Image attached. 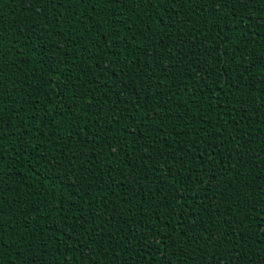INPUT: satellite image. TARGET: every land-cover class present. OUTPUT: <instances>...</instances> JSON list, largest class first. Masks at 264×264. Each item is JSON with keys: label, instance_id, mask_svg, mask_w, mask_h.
Returning a JSON list of instances; mask_svg holds the SVG:
<instances>
[{"label": "trees", "instance_id": "1", "mask_svg": "<svg viewBox=\"0 0 264 264\" xmlns=\"http://www.w3.org/2000/svg\"><path fill=\"white\" fill-rule=\"evenodd\" d=\"M153 4L155 7L137 15L122 5L96 3L93 13L91 3L81 4L78 11L83 15L57 29L55 17L67 15L66 9L49 6L45 13L43 0H0V80L5 88L0 107L19 111L27 126L39 123L41 133L32 143L51 138L48 151L65 161L51 170L37 166L38 175L30 174L31 165H12L15 176L8 179V184L16 190L19 202L15 210L4 213L0 264H164V257L171 264L264 261V64L257 62L250 74L245 72L247 83L240 91L229 88L230 83L240 80L244 68L251 66L254 56L264 53V0L249 5L246 13L229 17L227 22L216 19L212 35L223 28L227 43L211 57L201 54L200 41L195 37L205 27L203 17L211 22L212 5H201L193 11L190 3L173 7L170 0H153ZM197 11L202 16H197ZM229 11L220 9L222 14ZM37 12L41 16H36ZM121 12L123 15L114 16ZM113 19L119 21L115 26ZM244 19L247 23L240 24L242 31L237 30L236 21ZM127 26H131V32H127ZM37 29L48 38L47 44L32 36ZM189 30L192 35H188ZM110 31L126 37L131 47L121 44L116 49L107 44L105 35ZM257 31L260 35L248 45L252 55L245 51L239 70L233 71L236 62L230 57L235 42L244 32L251 37ZM48 32L52 33L50 37ZM145 35L149 37L147 43ZM107 39L111 41L112 37ZM181 40H192L196 46L182 44ZM219 42V38L206 41L210 49ZM53 43L57 47H52ZM185 55L190 58L185 60ZM62 57L66 64L61 62ZM205 68L208 71H203ZM66 77L81 89H92L91 105L71 85L57 95ZM49 79L54 84L38 83ZM16 84H22L23 90H15ZM9 87L13 88L10 94ZM137 92L139 95H134ZM238 97L247 100L244 110ZM145 112L152 119H147ZM30 114L39 115V121L30 119ZM16 123L12 121V126ZM205 126L210 129L207 143L222 142L223 146L210 149L214 155L202 158L207 143L199 137L205 136ZM217 128L219 135H215ZM237 134L241 137L239 149L230 142ZM15 144L16 138L10 137L0 150L7 156ZM118 146L125 151H119ZM113 151L118 152L120 160L116 172L111 171L116 166L110 155ZM40 153L48 154L43 150ZM185 153L187 162L177 158ZM73 154L75 172L67 163ZM221 158L231 166L230 172L222 171L224 165L217 162ZM213 175L215 179H209ZM100 186H105L107 200L104 192L91 190ZM157 187L162 191L156 192ZM185 188L194 191L186 192ZM25 192L31 194L25 196ZM174 195H183L184 199L176 200ZM61 208L63 211H59ZM84 227L96 240L91 253L87 245L77 251L78 245L89 239L82 235ZM153 227L155 232L151 231ZM205 229L215 233V242H210ZM109 232L111 239H107ZM141 232L144 237L136 251L132 243L122 242V238L127 239L126 233L139 237ZM144 241L150 247L140 251Z\"/></svg>", "mask_w": 264, "mask_h": 264}, {"label": "snow or ice", "instance_id": "2", "mask_svg": "<svg viewBox=\"0 0 264 264\" xmlns=\"http://www.w3.org/2000/svg\"><path fill=\"white\" fill-rule=\"evenodd\" d=\"M36 3H40L41 0H35ZM170 2L173 4V7L176 6L177 3H179L181 5V7H183L185 4H191L192 10L195 11L196 9L200 8L201 5H212L211 9H210V13H211V22L209 17H203L202 19V23L205 27H203L202 29H200L198 31V34L196 35L195 39L200 41L199 47H200V51L201 54H207L208 57H211L212 52L217 51L218 49H223L225 44L227 43V37L224 34V30L223 28L220 29V31L218 33H216L215 35H212V30L217 27L216 24V19L219 17L221 19H223L225 22H227L229 17H237V16H241L244 13H246L248 11V7L249 5L252 4H256L258 2V0H170ZM89 3L92 4L91 7V11L93 13L96 12V8H95V4L96 3H103V4H109V5H122L124 8L128 9L130 11V13L132 15H137L138 11H146L148 7H155V5L153 4V0H43V4H44V12L47 13L48 11V7L50 6L53 10H56L57 8L59 9H66L67 11V15H64V13H60L59 15H57L55 17V27L57 29L60 28L62 23H68V24H72L73 20H75V18L77 17V15H83V13L78 11V6L81 4L84 5H88ZM221 8H227L230 9L229 12H227L226 14H222L220 13V9ZM99 14V13H97ZM197 16H202V13L200 11L196 12ZM36 16H41L40 12H37L35 14ZM115 15H123V13H114ZM61 16L63 17V20H61ZM171 18V17H170ZM44 19H47V16H44ZM90 21H94V17H89L88 18ZM149 19H151V17L149 16ZM77 24L82 23V21H76ZM117 23H119L118 20L113 19V25L115 26ZM177 23L180 24H185L184 20H178ZM242 23H247V20H237L236 21V28L237 30H241L240 29V24ZM149 32H151V29H148ZM229 32L233 31L232 28L228 29ZM242 31V30H241ZM127 32H131V26H127ZM60 33L57 32V35H59ZM52 35L51 32H48L47 36L50 37ZM188 35H192L191 30H189ZM260 35L259 31L255 32L252 34L251 37L248 36V34L246 32L243 33V35L240 37V39L238 40V42H235V46L233 48V56L230 57V59L232 61L236 62V66L233 67V71H238L239 70V65H241L243 63V56L242 54L245 51L249 52V55H252L251 51L248 48L249 43H252L255 41L256 36ZM32 36L36 37V40H38L41 44H47L48 43V38L39 30L37 29L36 32L32 33ZM32 36H29L28 39H32ZM108 36L112 37V40L109 41L107 39ZM201 36H203V39H201ZM83 37V34H81V38ZM219 38L220 42L218 44H214L213 48H209L208 44L206 43V41L208 40H212V41H216ZM131 39H135V34L133 33L131 36ZM119 40L120 43H116V41ZM144 40L147 43L149 41V37L147 35L144 36ZM105 42L107 44L112 45L114 48L119 49L121 44L124 45L125 48L131 47V45L129 43H127V39L126 37L123 36H119V33H113V32H108L105 35ZM182 44H193V47H195L196 45L193 43L192 40H181ZM52 47H57V45L55 43H53L51 45ZM115 54V53H113ZM147 55H151V52H147ZM221 55L226 56L227 53L226 52H222L220 53ZM240 57V59L238 60L237 58ZM190 57H188L187 55L184 56L185 60H188ZM53 59H55L53 57ZM61 62H63L64 64L67 63L65 58H61ZM260 62L261 64H264V53H260L257 56H254L253 60L250 61V65L249 67H245L244 71H242L240 73V80L238 82L235 83H230L229 84V88H235L236 91H240L241 90V86L246 84L247 82L245 81L244 78V74L245 72L250 74L252 67H255L256 63ZM124 67H127V65H124ZM203 71H208L207 68L203 69ZM113 75H115V72H113ZM77 81L80 79L79 75H77V77L75 78ZM262 81H264V77L261 78ZM38 83H43V84H49V83H53L54 84V80L49 79V80H45L42 82H38ZM155 83V81H153V84ZM71 85L72 89H77L82 93L81 98L82 99H87L89 105L92 104V100L93 98L89 95V93H91L92 89L91 88H80L79 84L74 82L73 79H71L70 77H66L65 83L63 84V88L61 89V91L57 92V95H62L64 90H69V86ZM152 85H149V87H151ZM15 90L20 91L23 90V85L22 84H16L15 86ZM56 88H61V85L56 84L55 85ZM13 91L12 87H9L7 89V92L10 94ZM98 91V90H97ZM261 92L264 93V89H261ZM4 95H5V88H4V82L2 80H0V104H3L4 102ZM76 95V91H73V96ZM134 95H139V93H134ZM218 95V93H217ZM215 99V97H213ZM96 99H99V95L96 97ZM238 102L240 104V109L244 110L245 108V104L247 103V100H243L241 98H237ZM248 99H251V96L248 97ZM12 103H14V101H12ZM22 110V109H20ZM127 110V109H125ZM234 110V109H233ZM257 112H259V108L256 109ZM5 112L8 113V115H5ZM64 113L61 112V115H63ZM144 116L147 119H152V116L149 114V112H145ZM248 119H251V117H247ZM30 119H32L34 122L35 121H39V115H33L30 114ZM143 119V118H142ZM12 121H17V123L15 124V126H12ZM206 124V122H205ZM144 127L147 128L148 125L147 123L144 124ZM7 129V131H6ZM202 131L205 133V136H200V140L201 142H205L207 143V133L210 131V129L205 126ZM29 133H33L32 135H29ZM41 133V128L39 123H35V126H27L25 124L24 121L21 120L20 115H19V111H12L11 109L7 108L6 106L4 107H0V148H2L3 143L8 140L10 137H15L16 138V144L15 146L11 149L10 153L5 156L4 152L2 150H0V232L3 231L4 228V224L5 221L3 219L4 217V213L6 211H12L15 210L18 204V200H17V196L15 195V189H13L9 184H8V179H11L13 176H15V173L13 171L12 165H18L19 167L23 168L25 166L31 165V167L29 168V172L31 175H38L37 172V166H46L48 168V170L54 169L55 167H57L60 164H63L65 161L63 158L61 159H57V157L55 155H52L51 152L48 151V147L47 145L51 142V138L48 139H41L38 141V143H32V141L36 140V137L38 134ZM220 133V129L217 128L216 129V133L215 135H219ZM133 135H135V133H133ZM188 135H192V133H189ZM141 138H143L141 136ZM246 142L250 145L251 141L247 140V138H245ZM231 143H234L235 145V149H239L241 147V137L237 134L235 136H233L232 141H230ZM193 146L195 147V140H193ZM223 144L221 142V144H215L214 142L212 143H207V147L204 149V152L201 153V157L203 158V156L205 154L207 155H214V153L212 151H209L210 149H214L216 147H222ZM234 149V150H235ZM40 150H43V152L48 153L47 155H42L40 153ZM118 150L119 151H125V149L123 147H119L118 146ZM52 151H55V148L52 149ZM84 155L86 156L87 153L86 151L84 152ZM110 155L113 157V161L115 163V167H113L111 169L112 172H116L117 169L119 168V164H120V160L118 158V152L117 151H113L112 153H110ZM163 158V157H161ZM178 159H183L185 162H187V154L185 153L184 156H178ZM195 158V157H193ZM76 159L75 154H73L72 157H69L67 160L68 165L70 166V171L75 172L76 168L75 165L73 164V161ZM218 163L224 165L222 171L223 172H230L232 170L231 166L223 159L221 158L220 160L217 161ZM129 164H131V161H128ZM239 163V161L237 162ZM5 167H7V171H5ZM134 171V169L132 170ZM159 172H163L164 169H159ZM169 174L172 175L171 173V169H168ZM88 174V169L85 168L84 169V175ZM122 174V173H117ZM129 175H131V172L129 173ZM176 176L179 175V171H177V173L175 174ZM191 175V174H189ZM239 175V173H238ZM46 179V177H45ZM157 179H162V177L157 176ZM209 179H215V176H210ZM24 183V179L21 178L20 181V186H22ZM176 183L178 184L179 181L177 180ZM243 187V185H241ZM76 186L73 185V188H75ZM89 187H91V185H89ZM104 187L105 186H100L97 188H92V192H104V199L107 200L108 198V193L104 191ZM114 187H119V185H115ZM162 189L160 187L156 188V192H161ZM185 191H194V189H190V188H185ZM208 192H211L212 189L208 188L207 189ZM31 193L25 192L24 195L28 196ZM113 194L114 190H113ZM155 195V193H154ZM174 199L176 200H182L184 199L183 195H179L173 196ZM59 203L62 204V201H58ZM191 202V201H190ZM169 204H171V200L169 201ZM233 207H235V204H233ZM249 208H251V204L248 205ZM35 211H38V209H33ZM51 211H58L55 208L50 209ZM59 211H63V209L61 208ZM204 211H207V207L205 206ZM246 219H251L250 216L245 217ZM154 219H159V217H155ZM8 220H12V217L9 216ZM181 220H183V217H181ZM84 223H87V221H85ZM223 223H227V221H223ZM237 223H241V221H237ZM201 226H203V221H201ZM59 229H57L58 231ZM191 230V229H189ZM206 231H209V239L210 242H215L216 240V236L215 233L212 232L209 229H205ZM151 231L155 232L156 228L153 227L151 229ZM63 235V234H61ZM83 236H87L89 239L87 241H84L83 243H80L77 247V251H80L82 249L85 248V245H87V250L89 251V253H91L93 251L92 245H94L96 243L95 239L91 238L90 235V229L87 227L83 228V232H82ZM125 236L127 237V239L125 240V238H122V242L125 243H132L133 245V251H136V245L140 244V241L143 239L144 237V233L141 232L139 234V237L135 236V235H131L129 236L127 233L125 234ZM71 238V237H69ZM111 232L108 233L107 235V239H111ZM167 239V237L165 238ZM156 243L160 244V240L159 238L156 239ZM150 247V243L148 241H144V243L142 244L141 248L139 249L140 251H143L144 248H148ZM175 252H172V255H175ZM0 255H2V253H0ZM215 259V257H213ZM93 264H95V261H93ZM138 264V262H137ZM164 264H171V262L168 260L167 257H164ZM230 264V262H229ZM258 264H264V261H259Z\"/></svg>", "mask_w": 264, "mask_h": 264}]
</instances>
